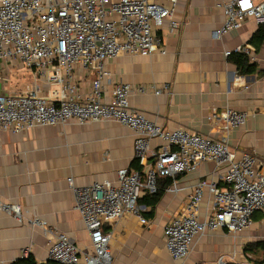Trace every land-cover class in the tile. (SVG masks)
<instances>
[{
	"label": "crops",
	"instance_id": "1",
	"mask_svg": "<svg viewBox=\"0 0 264 264\" xmlns=\"http://www.w3.org/2000/svg\"><path fill=\"white\" fill-rule=\"evenodd\" d=\"M174 17L180 23L176 32L170 31L167 22L155 31L163 39L165 53H121L106 59L110 76L102 80L103 99H109L116 82L153 84L161 88L160 94H132L130 103L134 108L165 130L182 128L211 138H219L222 133L221 121L210 118L213 108L246 111V123L230 131L228 142L237 156L243 151L253 153L260 165L264 162V38L255 33L260 23L248 19L240 28L216 37L215 30L224 15L214 0H179ZM238 46L247 47L250 53L237 51ZM238 52L246 54L248 63L253 64L252 71H238V57H231V53ZM10 75H20L25 81L11 82ZM95 77L91 69L75 70L79 95L89 94ZM34 85L40 87L41 94L50 89L32 69L0 67V93H21ZM134 138L132 129L107 120L79 124L70 119L64 124L20 133L1 132L0 200L18 203L26 214L39 216L65 233L80 252H89V235L74 209L67 178L72 176L76 185L115 182L120 168L137 169ZM164 144L155 138L150 141V148L159 150ZM221 171L222 167L214 162H202L195 170L176 177V192L165 190L171 178L159 176V186L163 180L169 181L155 205L147 207V223L125 216L115 225H102L105 231L112 229L110 250L114 261L173 264L164 246L163 227L184 212L192 186L199 180L211 179L220 186L226 185ZM212 203L211 194L205 190L199 205L200 217L211 212ZM252 219L248 229L235 235L219 228L197 236L183 264H215L219 255L228 264H264V212L255 211ZM53 239V234L45 235L40 228L19 222L0 210V264H59L47 258ZM24 248L29 249L26 257L21 256Z\"/></svg>",
	"mask_w": 264,
	"mask_h": 264
},
{
	"label": "built area",
	"instance_id": "2",
	"mask_svg": "<svg viewBox=\"0 0 264 264\" xmlns=\"http://www.w3.org/2000/svg\"><path fill=\"white\" fill-rule=\"evenodd\" d=\"M178 1L0 0V67L32 69L50 87L46 94L40 93L38 85L21 93H0V133H20L39 126L64 124L70 119L79 124L115 121L135 133L137 169L120 168L115 182L76 185L72 176L67 178L74 209L89 235V252H80L65 233L39 216L26 214L18 203L0 200L4 213L40 228L45 235H54L47 251L52 262L117 264L110 250L112 229L105 231L102 225H115L125 216L147 223L143 215L145 206L139 203L142 192H156L159 176L170 177L171 184L165 190L176 192V177L195 170L205 161L222 167L226 185L220 186L211 179L199 180L192 186L184 212L163 227L164 246L173 264H183L197 236L219 228L235 235L252 225L255 211L264 212V162L258 165L257 157L247 151L237 156L228 142L230 131L246 123V111L213 108L210 118L221 121L222 133L219 138H211L182 128L165 130L134 108L130 103L132 94H160L161 88L153 84L116 82L109 99L102 97V80L110 76L105 68L106 59L121 53H165L163 39L155 31L166 22L170 31L179 29L180 23L174 17ZM214 1L224 15L215 30L216 37L240 28L248 19L264 23V0ZM236 49L250 53L247 47ZM77 68L91 69L96 74L85 97L77 92ZM155 138L165 142L159 150L150 148V141ZM205 190L212 196V210L200 217L199 205ZM28 253L29 249L24 248L21 256ZM215 264L228 262L219 255Z\"/></svg>",
	"mask_w": 264,
	"mask_h": 264
},
{
	"label": "trees",
	"instance_id": "3",
	"mask_svg": "<svg viewBox=\"0 0 264 264\" xmlns=\"http://www.w3.org/2000/svg\"><path fill=\"white\" fill-rule=\"evenodd\" d=\"M255 33L258 37L264 38V23H260L258 25ZM233 56L238 57L236 59V64L238 67V71L240 73H247V72L252 71L253 64L248 63V57L246 56V54L244 52L231 53V57H233ZM166 178H170V177H166ZM159 179H160V177H157L156 183H157L158 189L156 192H153V193L145 192L144 196L139 197V203L145 206V210L143 211L144 216L147 212V207L149 205L151 207H153L155 205V203L159 200L165 183H168V181H169L168 179H165V180H163L164 182L162 183V185L159 186V183H158ZM230 264H236V263H230Z\"/></svg>",
	"mask_w": 264,
	"mask_h": 264
},
{
	"label": "rangeland",
	"instance_id": "4",
	"mask_svg": "<svg viewBox=\"0 0 264 264\" xmlns=\"http://www.w3.org/2000/svg\"><path fill=\"white\" fill-rule=\"evenodd\" d=\"M25 73H23L22 72V75H24ZM10 81L11 82H19V83H21V82H24L25 81V79L24 78H20V75H15V76H13V75H10ZM17 86L19 87L20 86V84H17Z\"/></svg>",
	"mask_w": 264,
	"mask_h": 264
}]
</instances>
